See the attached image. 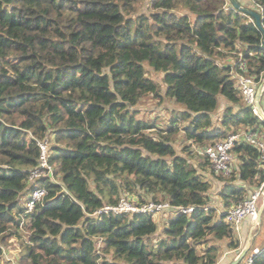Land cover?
<instances>
[{
    "label": "trees",
    "instance_id": "16d2710c",
    "mask_svg": "<svg viewBox=\"0 0 264 264\" xmlns=\"http://www.w3.org/2000/svg\"><path fill=\"white\" fill-rule=\"evenodd\" d=\"M251 1L264 26V0ZM263 38L230 0H0V264L23 232L18 264H218L239 250L225 213L261 184V154L235 145L225 177L195 146L263 132L235 79L262 82ZM146 96L175 105L165 127L139 116ZM44 140L53 175L31 182ZM36 188L47 196L28 213ZM124 198L194 211L161 228L156 215H95Z\"/></svg>",
    "mask_w": 264,
    "mask_h": 264
},
{
    "label": "built area",
    "instance_id": "2783aa9c",
    "mask_svg": "<svg viewBox=\"0 0 264 264\" xmlns=\"http://www.w3.org/2000/svg\"><path fill=\"white\" fill-rule=\"evenodd\" d=\"M235 79L240 88L244 102L247 105L253 107L254 113L259 115L257 103V94L261 83H257L253 77L244 74H236ZM264 95V94H263ZM263 97V96H262ZM261 118V117H260ZM239 143H246L254 146L261 154L262 167L264 170V131L259 130H248L237 131L232 133L224 140H221L214 145L199 148L195 146L196 151L205 156V158L210 162L212 169L218 175L230 176L234 170L235 155L234 147ZM41 149V162L38 168L32 171L30 176V181L35 182L38 179L52 176L53 169L48 163L50 142L49 140H44L39 142ZM47 196V191L44 188H36L32 192L30 199L26 205L27 212L31 213L35 210L37 204L42 203ZM264 202V175L261 184L238 206L226 211L225 219L226 222L231 224L237 233H240L241 226L245 221H250L253 226H256L255 233L256 238L261 234V227L257 225L258 214L262 203ZM178 211L182 214L190 215L193 213V207H179L174 208L169 202H153L149 201L143 204L138 203L135 200L122 199L119 205L115 207H105L97 211L95 215L108 214V213H132V214H150L159 215L167 211ZM243 249V248H242ZM254 255L260 253V248H255L252 250ZM241 252V251H240ZM247 258V264H251L253 257Z\"/></svg>",
    "mask_w": 264,
    "mask_h": 264
},
{
    "label": "rangeland",
    "instance_id": "374dc122",
    "mask_svg": "<svg viewBox=\"0 0 264 264\" xmlns=\"http://www.w3.org/2000/svg\"><path fill=\"white\" fill-rule=\"evenodd\" d=\"M146 5V3H145ZM147 73L148 76L161 83L163 80V73L155 72L150 67L147 66ZM175 105L172 104V102L166 100L164 103L160 104V101L157 99H154L152 96H146L143 98L139 105V110L141 111L140 117L144 118L147 121H155L157 120L158 125L165 127L170 120L171 117V110L169 108H174ZM246 128H240L241 131H243ZM239 130V131H240ZM182 142V139L180 140V143ZM179 143V144H180ZM237 160V159H236ZM212 190H211V198H212V204L215 205L218 209H222L223 203L220 198V191L222 190L223 184L217 180L212 179ZM131 199H134L131 197ZM169 212L164 213L161 217L163 220H168L170 215ZM160 216L156 215V221L158 220ZM159 224V223H158ZM264 224V223H263ZM262 226V225H261ZM260 226V227H261ZM258 232V229L254 230L253 233ZM261 236V234H260ZM264 239V235L261 236V239ZM27 233L23 232L21 237H14L9 240L8 246H5V257L7 260H11L14 262V264H18L19 258L23 252V245L27 243ZM26 241V242H25ZM262 246H264V241L262 242ZM252 252V251H251ZM250 252V253H251ZM245 264L247 263V258L244 260Z\"/></svg>",
    "mask_w": 264,
    "mask_h": 264
},
{
    "label": "water",
    "instance_id": "95a60500",
    "mask_svg": "<svg viewBox=\"0 0 264 264\" xmlns=\"http://www.w3.org/2000/svg\"><path fill=\"white\" fill-rule=\"evenodd\" d=\"M230 1L236 9L254 18L257 26L262 31L263 36H264V26L262 24L261 15L254 9L243 6L238 0H230ZM263 46H264V38H263ZM263 94H264V80L259 87L258 94H257V103H256L259 115L262 120H264V110L261 104V99H262ZM263 216H264V202L262 203V206L258 214V219H257L258 226L262 225ZM255 228L256 226H253L243 249L241 250L239 255L234 259V261L230 264H240L245 259V257L249 254V252L252 249L253 242L255 240V233H253Z\"/></svg>",
    "mask_w": 264,
    "mask_h": 264
},
{
    "label": "crops",
    "instance_id": "0c3cea01",
    "mask_svg": "<svg viewBox=\"0 0 264 264\" xmlns=\"http://www.w3.org/2000/svg\"><path fill=\"white\" fill-rule=\"evenodd\" d=\"M246 4H248L251 8H253V4H252V1L251 0H244ZM253 6V7H252ZM261 104H262V107H263V110H264V95L261 99ZM264 131V130H263ZM236 162V161H235ZM256 188H253L252 192L255 190ZM251 192V193H252ZM251 193L248 195L250 196ZM169 212V211H167ZM166 213V212H165ZM171 213V211H170ZM169 213V215H170ZM164 214V213H163ZM163 214H159L157 216H160L157 220V222L159 223V226L160 228L163 227V225L165 224V220H163V218L161 217ZM264 216H263V220H262V226H261V236L264 235ZM252 224L250 221H245L242 226H241V230H240V233L238 234L240 240H241V248L237 251H226L224 250V252L222 253L221 257H220V260L218 262V264H230L234 261V259L239 255L240 251L242 250V248L244 247L247 239H248V236L252 230ZM261 236L257 237L256 238V235H255V240L253 242V246H252V249H255V248H262V242L264 241V239L262 238L261 239ZM253 252V251H252ZM246 259V258H245ZM244 259V260H245ZM242 261L240 264H245V261ZM247 264V263H246Z\"/></svg>",
    "mask_w": 264,
    "mask_h": 264
},
{
    "label": "clouds",
    "instance_id": "9594fccd",
    "mask_svg": "<svg viewBox=\"0 0 264 264\" xmlns=\"http://www.w3.org/2000/svg\"><path fill=\"white\" fill-rule=\"evenodd\" d=\"M252 250H253V249H251V251H252ZM251 251H250V252H251ZM250 252H249V253H250ZM248 255H249V254H248ZM248 255H247V256H248ZM247 256H246V257H247ZM246 257H245V258H246Z\"/></svg>",
    "mask_w": 264,
    "mask_h": 264
}]
</instances>
